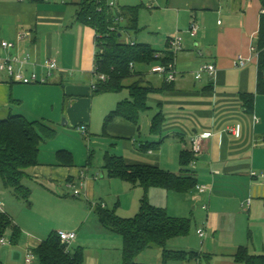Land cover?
<instances>
[{"label": "crops", "instance_id": "1", "mask_svg": "<svg viewBox=\"0 0 264 264\" xmlns=\"http://www.w3.org/2000/svg\"><path fill=\"white\" fill-rule=\"evenodd\" d=\"M82 1L0 0V41L16 42L19 34H26L17 44V51L0 48V59L17 53L30 54L31 62L18 65L17 71L28 77L37 74L45 81L24 85L0 72V118L19 115L29 121H42L57 132L54 141L41 145L39 165L28 170L26 184L32 190L30 205L16 199L9 190L0 189V212L21 230L13 244L11 230L1 237L10 244H0V264H39L35 251L57 228L75 232L74 244L81 242L84 231L91 239L96 233L106 245L113 240L114 234L101 227L95 213L98 207L108 209V199H111L98 181L104 175L100 170L94 172L87 160L91 137L89 122L97 101L94 93L97 78L93 74L96 34L78 20ZM146 4L140 7L149 10V22H145L139 12L136 34H142L143 38L147 33L158 47L150 41L143 43L156 51L167 52L168 39L177 34L183 38V49L173 59L177 79L168 89L160 91L164 78L147 70L146 82L157 89L149 96V109L140 114L137 124L115 119L120 131L112 129L108 137L114 140L128 137L136 128L139 134L142 117L146 116L151 125L158 114L164 119L162 133H151L152 141L146 143H138V137H134L129 145H113L102 152L123 157L128 164L155 165L167 170L177 168L178 175L188 169L190 176L196 178V187L186 193L158 188L148 192L150 200L151 196H161L165 205L153 206L165 208L171 217L195 220L194 229L191 223L190 233L171 240L167 248L195 252L199 258L167 264H240L236 261L240 248L262 255L264 94L258 92V54L253 50L260 30V0H147ZM193 21L199 25L195 38L189 34ZM142 22L145 25L142 26ZM121 24L126 26V21L121 19ZM239 57L248 60L244 67L235 66ZM48 60H56L58 69L49 71L45 67ZM205 64L216 66L214 81L208 75L196 79V72ZM247 95H254L252 113L246 111L242 100ZM115 102L107 110H114L119 103ZM253 116L258 118L256 125H253ZM61 119L66 120L63 126ZM81 126L87 127V133L80 130ZM237 128L240 129L238 137L231 132ZM205 133H210L211 137L204 141L203 151L195 156L191 165L182 166V152L191 153L192 138ZM82 142H86V150ZM158 143L161 144L155 150L143 149L146 144ZM61 150L73 155V167L59 165L56 154ZM81 155L83 158L86 155V160L80 159ZM59 184L80 190L81 195L73 197L85 200H74L55 192ZM200 185L210 187V192L200 194L197 190ZM64 201L73 205L77 217L69 226L60 227L57 224L59 206ZM192 211H197V215ZM199 230L205 231L203 238L198 235ZM117 241L122 264L123 242ZM83 251L84 264H115L107 258L104 262L101 251L91 243ZM29 252L35 255L30 263L26 260ZM136 264H164L162 251L147 250L138 256Z\"/></svg>", "mask_w": 264, "mask_h": 264}, {"label": "trees", "instance_id": "2", "mask_svg": "<svg viewBox=\"0 0 264 264\" xmlns=\"http://www.w3.org/2000/svg\"><path fill=\"white\" fill-rule=\"evenodd\" d=\"M110 0H83L78 20L95 31L97 73L106 80H97L94 93H119L128 90L129 99L119 102L107 116L108 123L123 118L137 124L140 114L149 109L150 94L157 92L146 82V72L157 65L167 66L173 62L172 53L156 51L151 45L126 42V33H138L141 7H111ZM264 11V0H260ZM126 21V26L121 24ZM254 50L258 54V92L264 94V13L261 15L260 30ZM162 55V56H161ZM133 80L130 84L125 82ZM174 83L164 81L160 91ZM159 91V90H158ZM248 113L254 110V95L243 96ZM164 119L161 114L154 117L151 133H162ZM87 133V132H86ZM57 135L56 130L42 121H29L23 116L10 114L0 118V189L9 190L16 199L30 205L31 188L26 184L28 170L39 165L40 147ZM162 143V142H161ZM146 144V151L155 150L161 144ZM57 162L64 167L74 166L73 155L65 150L56 154ZM195 159L194 154L184 151L180 157L182 166L187 167ZM104 168L110 179H118L141 187L145 192L151 188L170 192L186 193L196 187V178L184 169L179 175L164 171L155 165L128 164L123 157L106 153ZM101 227L108 233L122 238L123 264H136L138 256L150 249H160L164 264L170 261H191L199 258L195 252L172 251L168 243L190 233L191 221L171 217L165 209L157 208L145 196L141 200L138 214L130 219L117 216L116 211L98 207L95 209ZM12 231V244L21 235V230L11 219L0 212V238ZM39 264H84L82 251L70 253L69 246L62 243L57 232H52L35 251ZM240 264H264V254L254 255L246 248H240L236 256Z\"/></svg>", "mask_w": 264, "mask_h": 264}, {"label": "rangeland", "instance_id": "3", "mask_svg": "<svg viewBox=\"0 0 264 264\" xmlns=\"http://www.w3.org/2000/svg\"><path fill=\"white\" fill-rule=\"evenodd\" d=\"M114 2L116 4V7L118 8L125 7V6L140 7L142 3H144V5H147L146 4L147 0H110V3H114ZM140 12H141L140 14L143 16V20L148 23L149 17H150L149 10H145L141 8ZM141 25L143 26L145 24L142 22ZM146 35L147 36L142 38L141 37L142 34L138 35L136 33L129 32L127 35L124 34L123 40L126 42H139V43L150 41L149 43L151 45H154V47H158L156 46V44L152 43L151 40H149L150 37H148L147 33ZM132 81L133 80L131 79V80L126 81L125 83L130 84ZM127 96H129L127 91H122L119 93H103V94L96 96L97 101L95 102L92 120L89 122L91 137H90V142L88 143L89 155L87 156L88 165L93 167L92 170L94 172L97 170H100L104 175V178L99 179L98 181L102 183L103 187H105V194L106 193L108 194L107 198L109 197L111 198V199H108L110 200L109 205H108V210L116 211L117 216L123 219H130V218L135 217L138 214L139 209H140L141 200L145 196L147 197L148 202L151 205H154V204L161 205L160 203H162L161 196L160 197L151 196V200H150L149 193H148L150 189L148 190V192H145L144 189H142L141 187L134 189L131 184L123 182L121 180H118V179L110 180L108 177V173L106 169L104 168L105 152H102L104 148L109 150L111 149L113 145H115L116 147H120L123 144L129 145L130 140L134 137H138V143H146L148 141H152V138H150L152 124L150 125L149 120L148 119L146 120V116L142 117L143 121L140 123L141 130L139 134H137V128H136L135 131H133L131 135H128V137L119 138L118 140H114L112 137H108V134L110 135V131L112 129L120 131V127L118 126L119 123H117L115 120L111 123H108L106 121L107 116H109V114L113 111L112 109H109V110L107 109L115 101H116L115 103L117 104L121 99H124ZM65 122L66 120L61 119L60 125L63 126ZM56 137L53 140H48L46 142L54 141ZM59 141H61V139ZM82 143H83L82 148L86 150L87 149L86 142H82ZM82 158H83V155L80 156V159ZM83 159L86 160V155ZM177 166L178 165L176 164L175 167ZM163 169L164 171L166 170L168 172H171L177 175L179 173L178 172L179 169L177 168H169V170L165 168ZM54 191L61 193L62 196L69 195L70 198L74 200H80V201L85 200L84 197L80 199H75L73 197L74 189L70 188L68 185L61 186V184H59L58 186H55ZM162 205H165V204L162 203ZM162 209H165V208H162ZM191 209L193 210V206ZM197 211L196 212L192 211V212H194V215H197ZM201 211L202 210L199 208V212ZM59 213H60V221L57 224L60 227L69 226L71 224V220L77 217V214H76V211L73 205L65 201L61 203V205L59 206ZM37 218L38 217H35L33 219L38 222V220H36ZM194 221H195L194 219H191L193 229L195 227ZM34 224H37V223H34ZM56 231L57 232L59 231L70 232L68 230H63L61 228H57ZM83 234H84V237H82L80 243L77 242L76 244H74L75 243L74 242L73 244L69 246L70 253L82 251V253L84 254L83 248L89 246V243H91L93 247L97 248L98 251L99 250L101 251L104 262H107L106 261V258H107L109 260L108 262L120 264L121 248H120L119 243H117L118 242L117 240H119L120 242L122 238L119 235L112 236L113 240L111 239L110 244L106 245L104 242H101V238H99V236L96 233L94 234V236H97L98 238L93 236L92 239L90 238V236H88L85 233V231L83 232ZM103 246H105V248H103ZM121 262L123 264L122 260Z\"/></svg>", "mask_w": 264, "mask_h": 264}, {"label": "built area", "instance_id": "4", "mask_svg": "<svg viewBox=\"0 0 264 264\" xmlns=\"http://www.w3.org/2000/svg\"><path fill=\"white\" fill-rule=\"evenodd\" d=\"M22 2L29 1V0H20ZM43 1H48V0H43ZM109 5L111 7H115L116 4L110 3ZM264 13V11H262ZM220 23V22H219ZM199 31V25L193 21L190 24L189 27V34L192 38H195L198 34ZM26 37V34H19L18 39L16 42H7V41H0V48L3 49H16L17 51V44ZM168 49L172 53L173 58H175L176 54L182 51L183 49V38L180 35H176L170 39H168ZM254 50V48H253ZM255 51V50H254ZM97 55V45H96V52L94 53V71L93 74L97 78V80L105 81L106 77L105 75H100L97 73V65H96V58ZM31 62V55L30 54H24L23 56H20L19 53H17L15 56L6 58V59H0V72L6 73L8 76L12 77L13 80H15L18 83L24 84V85H31L33 83H43L45 82L42 80L37 74H33L30 77L24 75L22 72L17 71V66L18 65H27ZM248 60H246L243 57H239L234 63L236 67H244ZM45 67L49 71L57 70L58 69V64L56 60H48L45 63ZM150 73L154 75H160L164 78V80L167 83H174L177 79L178 71L176 69V65L174 64V60L172 63H170L167 66L163 65H156L150 69ZM216 74H217V68L214 64H205L201 66L198 71L196 72V79L199 80L203 77V75H208L212 81L216 79ZM94 85V89H95ZM253 125H256L258 123V118L256 116H253L252 118ZM80 130L83 133L87 132V127L86 126H81ZM231 132L235 136L240 135V129L237 128L235 130H231ZM211 137L210 133H205V134H200L198 136H195L191 140V152L194 154V156L199 155L204 148V141L209 139ZM253 176H256L255 173L252 174ZM71 186V185H70ZM74 187V186H71ZM197 190L200 194H205L209 193L211 188L208 186H197ZM74 195L76 197H79L81 195L80 190L74 189ZM204 209H207V206L204 207ZM58 236L60 237V240L62 243L67 244L70 246L75 242L77 239V234L75 232H64V231H59L57 232ZM198 235L203 238L205 236V231L204 230H199ZM0 244L1 245H8L10 244L9 241H7L5 238L0 239ZM35 258V255L32 252H29L27 255V262L30 263L33 261Z\"/></svg>", "mask_w": 264, "mask_h": 264}]
</instances>
